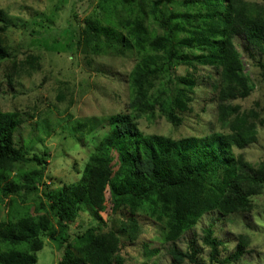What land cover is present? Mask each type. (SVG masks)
Returning a JSON list of instances; mask_svg holds the SVG:
<instances>
[{
	"label": "trees",
	"instance_id": "trees-1",
	"mask_svg": "<svg viewBox=\"0 0 264 264\" xmlns=\"http://www.w3.org/2000/svg\"><path fill=\"white\" fill-rule=\"evenodd\" d=\"M97 2L107 25L90 15L81 33L88 35L93 51L113 48L122 54L127 43L135 49L127 105L107 117L109 130L87 158L80 178L42 193L48 152L26 157L16 138L20 112L0 109V203L7 200L11 205L16 196L24 203L31 194L40 200L33 212L26 208L21 214L12 208L15 216L0 221V264H35L45 237L63 248L56 264H122L119 251L136 241L144 213L159 222L170 264H227L242 248L218 258L223 242L212 227L201 237L208 247L207 263L200 246L188 244L182 250L177 243L206 215L224 221L249 214L254 198L264 190V166L251 164L242 152L256 141V122L263 119L255 108L233 103L250 93L235 44L249 56L264 50V0H175L182 10L171 13L162 0H137L122 24L113 23L106 10L113 0ZM115 29L124 31L127 40L115 38ZM5 30L0 12V59L8 55L1 38ZM168 37L175 41L172 50L166 49ZM111 38L123 42L121 47ZM257 64L264 77V62ZM177 65L185 67L184 74L175 75ZM198 67L208 68L214 77L219 126L197 136L144 133L141 118L164 117L174 127L182 123L180 113L193 99L192 71ZM28 68L15 65L13 72L21 77ZM16 163H34L36 168L19 171L5 182ZM82 212L96 224L72 235L71 225L78 224Z\"/></svg>",
	"mask_w": 264,
	"mask_h": 264
},
{
	"label": "rangeland",
	"instance_id": "rangeland-1",
	"mask_svg": "<svg viewBox=\"0 0 264 264\" xmlns=\"http://www.w3.org/2000/svg\"><path fill=\"white\" fill-rule=\"evenodd\" d=\"M136 1L113 0L106 7L111 21L122 24ZM176 1L180 3L182 0ZM162 2L168 13L182 10L175 0ZM0 12L6 19V30L1 33V38L8 52L0 59V109L20 112L22 118L16 138L24 146L26 157L41 154L43 150L48 152L39 192L42 193L43 189L57 191L62 185L80 178L87 158L95 152L96 144L109 130L107 117L125 109L129 94L128 74L135 62L136 51L128 43L122 54H117L113 48L106 51L97 47L93 51L88 35L81 32L84 19L90 15L97 16L102 25H107L102 20L97 0H0ZM115 33V38L124 37V31L115 29ZM115 38L109 41L118 45L120 41ZM168 38L166 49L172 50L175 41L173 37ZM235 45L250 93L246 99L233 103L247 109L255 108L259 119H263L262 123L256 122V141L242 152L251 164L264 166V77L257 64L258 61L264 62V50H253L255 55L249 56L238 43ZM15 65L29 68L20 77L13 72ZM185 70L184 66L177 65L175 75H182ZM208 71L206 67L192 71L196 82L193 99L189 109L180 113L182 123L179 126H172L164 117L141 118L140 129L144 133L173 137L197 136L210 128L216 129L219 123L214 118L217 107L214 77ZM15 165V171L6 176L5 182L19 171L31 172L36 168L34 163ZM2 184L0 182V187ZM41 197L47 208V200L43 194ZM15 200L11 205L7 200L0 203V221L15 216L12 208L21 214L33 212L40 201L33 194L24 203L20 202V196ZM253 201V210L244 216H229L224 221L214 215L204 216L182 236L178 246L182 250L188 244L200 246L203 262L207 263L208 247L202 243L201 237L205 229L212 227L223 242L218 258L231 256L237 246H241L242 254L232 257L227 264H264V190ZM44 213L51 217L46 209ZM102 214L105 218L106 214ZM79 216L78 224L71 225L72 235L96 224L87 213L82 212ZM139 220L142 228L136 241L122 246L119 251L124 259L122 264H170L168 245L162 238L159 222L147 213ZM146 249H156L157 252L148 253ZM62 251L63 248H58L52 239L45 237L44 246L36 252L35 264H56Z\"/></svg>",
	"mask_w": 264,
	"mask_h": 264
}]
</instances>
